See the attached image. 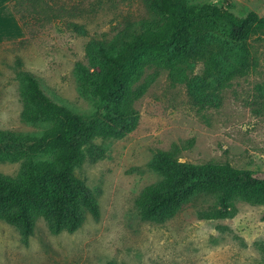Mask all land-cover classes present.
<instances>
[{"label":"rangeland","instance_id":"obj_1","mask_svg":"<svg viewBox=\"0 0 264 264\" xmlns=\"http://www.w3.org/2000/svg\"><path fill=\"white\" fill-rule=\"evenodd\" d=\"M150 1L55 0L53 10L32 9L36 20L15 33L13 0H0V36L12 32L0 37V131L36 138L55 127L23 119L22 72L75 114L108 119L105 103L83 85L80 64L94 69V45L114 53L137 33L162 25ZM186 1L194 9L215 4L239 16H264V0ZM224 51L213 63L206 54L144 66L132 84L140 92L132 104L135 128L96 136L76 170L97 196L99 219L88 214L74 232L54 234L40 216L25 244L19 229L0 218V264H264V203L237 197L232 215L210 218L220 208L216 196L198 192L157 220L144 218L137 202L147 186L163 180L151 166L158 151L177 148L180 161L264 177V29ZM24 160L1 157L0 174L17 179Z\"/></svg>","mask_w":264,"mask_h":264},{"label":"trees","instance_id":"obj_2","mask_svg":"<svg viewBox=\"0 0 264 264\" xmlns=\"http://www.w3.org/2000/svg\"><path fill=\"white\" fill-rule=\"evenodd\" d=\"M55 4V0H13L11 8L27 30L36 20L32 9L40 8L42 12L48 6L53 10ZM150 6L164 18L162 25L137 33L114 53L104 44L94 45L90 47L89 59L94 69L80 64L83 85L105 103L108 119H87L75 114L47 95L33 74L21 73L23 119L55 123L53 129L36 138L0 131V158L17 161L26 156L17 179L0 174V218L19 229L25 244L40 216L54 234L74 232L88 214L99 219L97 196L76 170L96 136H123L135 128L137 115L132 104L140 92L133 91L132 84L144 66L160 63L164 58L206 54L213 63L216 55L233 51L244 45L253 32L264 29V16L256 11L239 16L215 4L194 9L186 0H151ZM245 50L243 47L239 57L243 65L248 60ZM219 62L223 65L226 59ZM177 153L174 148L155 154L151 166L163 180L147 186L138 199L144 218L163 220L198 192L216 196L220 208L209 212L210 218L232 215L231 207L237 197L264 203V177L230 165L180 161Z\"/></svg>","mask_w":264,"mask_h":264},{"label":"crops","instance_id":"obj_3","mask_svg":"<svg viewBox=\"0 0 264 264\" xmlns=\"http://www.w3.org/2000/svg\"><path fill=\"white\" fill-rule=\"evenodd\" d=\"M5 6H6V4H5ZM13 19H15L14 16H13ZM14 21H15V24L13 27L14 28L13 31H15V33H19V31L21 30V27H20L21 25H19L20 23H18V21L16 19ZM10 33H12V32H10V31L3 32L0 37H2L5 34H10Z\"/></svg>","mask_w":264,"mask_h":264}]
</instances>
